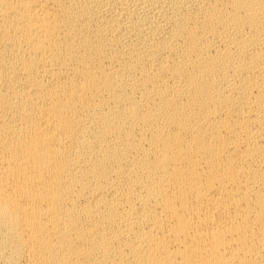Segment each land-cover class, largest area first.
Wrapping results in <instances>:
<instances>
[{
	"label": "bare ground",
	"instance_id": "6f19581e",
	"mask_svg": "<svg viewBox=\"0 0 264 264\" xmlns=\"http://www.w3.org/2000/svg\"><path fill=\"white\" fill-rule=\"evenodd\" d=\"M0 264H264V0H0Z\"/></svg>",
	"mask_w": 264,
	"mask_h": 264
}]
</instances>
